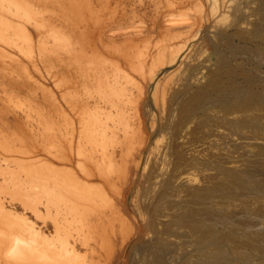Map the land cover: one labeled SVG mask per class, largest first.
I'll use <instances>...</instances> for the list:
<instances>
[{
    "label": "bare ground",
    "instance_id": "6f19581e",
    "mask_svg": "<svg viewBox=\"0 0 264 264\" xmlns=\"http://www.w3.org/2000/svg\"><path fill=\"white\" fill-rule=\"evenodd\" d=\"M228 1L0 0V264L170 263L166 242L199 229L221 181L187 162L214 135L176 138L166 119L203 83L191 42L236 22Z\"/></svg>",
    "mask_w": 264,
    "mask_h": 264
},
{
    "label": "rangeland",
    "instance_id": "374dc122",
    "mask_svg": "<svg viewBox=\"0 0 264 264\" xmlns=\"http://www.w3.org/2000/svg\"><path fill=\"white\" fill-rule=\"evenodd\" d=\"M230 1L232 0H229L228 3L231 4ZM234 2L237 3L238 7L234 24L229 25L228 28L227 26H222L224 29L216 27L218 29L214 28V30L219 36L216 35L213 38L209 35H202L190 44V47L194 46V48L192 47L194 56L187 72L190 74L198 72L196 76L203 75L200 81L203 80L202 82L205 86H203V83H200L201 85L198 84L199 80L196 82L191 81L190 86L189 84L187 86L188 88H183V90L185 89L184 91L176 92V100H173V105H178L177 111L173 115L182 114V118L185 117L186 120L185 118L180 120L178 118L179 115L173 116L172 113L166 119V128L171 134H174L173 137L181 136L180 124H185L184 129L188 130V132L196 130L199 133L201 131L204 133L207 131L210 136L214 135L211 138L216 142L218 141L217 143L214 141L215 146L218 145V149L215 147L211 157L198 155L197 158L199 159H196L193 154H190L187 162L198 160L200 165L203 164L202 166L209 165L211 167L210 170L217 173L214 175V183L217 181L216 184H218L221 181L220 184H215L218 186L215 192L218 196L213 193H210L212 194L211 196L205 193L200 196V201L203 204L201 206L203 207L200 212V217L202 218L199 229L191 231V233L187 232L182 237L173 236L169 242H166V246L172 247V250L168 252L169 264H264V240H262L264 239V215L261 214H264L262 208L264 207V0H234ZM141 6L139 5L135 9H131V6H129V11L143 12ZM172 11L176 12V10L166 9V19L170 17V13H173ZM147 12L153 14L151 9ZM134 19L135 17L133 21ZM173 28L185 30L188 26L176 25ZM195 62H199L195 66H199L201 69L195 66L196 69H193ZM191 89L197 92L193 93ZM189 91L192 93L190 94ZM200 122L201 124H199ZM13 125H16L18 129H22L26 137L30 135L27 124ZM0 126H2L1 121ZM177 129L179 130L177 131ZM215 129L217 131H214ZM219 130L220 132H218ZM227 131H229L230 136ZM202 133L201 136H203ZM220 133H226V138L232 136V140L231 138L230 140L225 137L221 138L224 141L226 139L228 145L223 140H218L220 136H224V134L221 135ZM218 143H220L221 149ZM185 145L188 146V144ZM223 145L226 147L224 148ZM205 146L203 143H196L195 145V147L202 150H204ZM16 152L24 156L29 155L20 151ZM204 152L207 153L206 150ZM177 165L180 166L178 168H181L184 164L177 163ZM228 170L229 172H226ZM231 171H235L233 173L236 175ZM224 180L225 182L230 181L229 184L233 183L234 186L232 187L228 183L223 182ZM219 185H223L221 186L223 189ZM224 187L226 190H224ZM228 187L229 190H227ZM230 187L233 188V192ZM218 188L223 191L221 190L220 192ZM229 191H231V194ZM203 195L211 198L203 197ZM226 195L230 197L228 198ZM224 197H227L228 200ZM201 198L203 199L201 200ZM204 200L211 201V204ZM260 206L261 209L259 210ZM261 210L263 211L260 212ZM212 211L215 212L214 215L207 216ZM203 212L206 214L204 215ZM255 213L257 216H255ZM253 214L255 217H252ZM258 217H261L259 218L260 220L257 219ZM249 224L252 225L249 226ZM181 232L185 233V230L182 229ZM257 236L259 237L256 238ZM181 243H186L185 247H183L185 249L179 248Z\"/></svg>",
    "mask_w": 264,
    "mask_h": 264
}]
</instances>
